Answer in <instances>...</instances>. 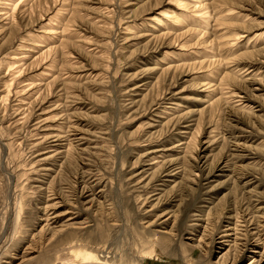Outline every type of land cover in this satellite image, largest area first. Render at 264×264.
Instances as JSON below:
<instances>
[{"label": "rangeland", "instance_id": "1", "mask_svg": "<svg viewBox=\"0 0 264 264\" xmlns=\"http://www.w3.org/2000/svg\"><path fill=\"white\" fill-rule=\"evenodd\" d=\"M263 39L264 0H0V264H264Z\"/></svg>", "mask_w": 264, "mask_h": 264}, {"label": "bare ground", "instance_id": "2", "mask_svg": "<svg viewBox=\"0 0 264 264\" xmlns=\"http://www.w3.org/2000/svg\"><path fill=\"white\" fill-rule=\"evenodd\" d=\"M18 6L19 5H17L16 7H15V10L18 8ZM14 17V15L13 16H11V18L12 19H14L13 18ZM258 38V37H257ZM257 38H250L249 39V42H248V44H247V46L248 47H252V48H256V44L258 43V39ZM260 40V39H259ZM264 40V39H263ZM253 45V46H252ZM22 60H25V57L22 59ZM248 71L249 70H246V69H241L240 70V72H239V75L238 76H248ZM22 76V75H21ZM45 76V75H44ZM32 87H33V84H32ZM26 88H28V87H26ZM35 88H37V87H35V85H34V87H33V90H35ZM38 92H41V90H39ZM9 94H10V92H9ZM224 96H225V101H226V103L227 104H231L232 103V100H230V98H236V97H229L230 95H229V93L228 94H226V93H224L223 94ZM229 95V96H228ZM234 95L235 96H238V92H235L234 93ZM233 95V96H234ZM227 97H229V98H227ZM40 98V97H39ZM38 98V99H39ZM239 98H242V97H239ZM248 107L247 106H244V108L243 109H247ZM24 117H25V119L27 118V119H29V115H26L25 116V114H24ZM248 200V206H251V202H250V199H247ZM247 205V204H246ZM246 210H248V207H247V209ZM262 211H264V209H261V212ZM257 212H259V211H257ZM264 214V213H263ZM245 216H247V215H245ZM55 218H57V216H55L54 217V219ZM255 219H257L256 217H255ZM259 219H261V221L258 223L259 225H258V229H257V231H254V232H256V233H254V235H256V236H258V237H260L261 235V230H264V218L263 217H259ZM255 220L252 218L251 220H245V218L243 217V216H239V218L237 219V222H236V225H235V228H231V227H228V228H226V230L224 231L225 232V238L226 239H228V241L230 242V241H232L231 240V236H233V234H232V232H234V233H238V232H247L246 234L248 235L249 234V228L253 225H255ZM242 227H244L245 229H244V231L242 230ZM259 228H261V230L259 229ZM257 232H259V233H257ZM259 234V235H258ZM247 235H245V236H247ZM236 241H237V239H235V243H236ZM234 245H236V244H234ZM242 246H244V245H242ZM149 254H148V256L146 255V257H148L149 258ZM263 258H264V256H263ZM79 264H94V263H92L91 262V258L88 256V255H80V257H79ZM150 260H152V259H150ZM259 262L260 261H256L255 260V258H253L252 259V262H251V264H259Z\"/></svg>", "mask_w": 264, "mask_h": 264}]
</instances>
